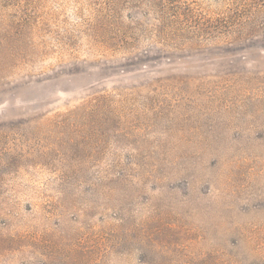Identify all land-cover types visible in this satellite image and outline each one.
<instances>
[{
	"label": "rangeland",
	"instance_id": "obj_1",
	"mask_svg": "<svg viewBox=\"0 0 264 264\" xmlns=\"http://www.w3.org/2000/svg\"><path fill=\"white\" fill-rule=\"evenodd\" d=\"M0 264H264V0H0Z\"/></svg>",
	"mask_w": 264,
	"mask_h": 264
}]
</instances>
